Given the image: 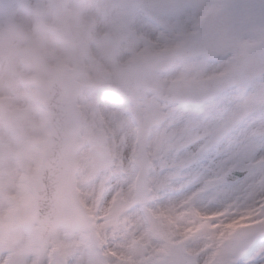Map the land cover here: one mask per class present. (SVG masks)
<instances>
[{"label": "snow or ice", "instance_id": "6c2138e0", "mask_svg": "<svg viewBox=\"0 0 264 264\" xmlns=\"http://www.w3.org/2000/svg\"><path fill=\"white\" fill-rule=\"evenodd\" d=\"M122 7L135 56L129 98L118 106L141 148L117 185L127 199L101 264H244L247 248L264 243V0ZM142 13L160 24L155 34L138 25ZM214 59L221 62L209 72ZM189 142L197 161L210 160L203 170L176 163ZM243 155L258 160L239 188ZM195 213L211 219L197 228ZM0 264L29 261L0 252Z\"/></svg>", "mask_w": 264, "mask_h": 264}, {"label": "clouds", "instance_id": "9594fccd", "mask_svg": "<svg viewBox=\"0 0 264 264\" xmlns=\"http://www.w3.org/2000/svg\"><path fill=\"white\" fill-rule=\"evenodd\" d=\"M95 15L88 0H0V185L10 192L22 185L28 194L27 205L0 201V242L8 254L33 242L51 245L48 264H64L55 240L62 216L102 219L126 202L117 185L123 173L132 175V129L110 155L87 139L88 130L85 137L66 131L84 94L116 79L105 52L85 51ZM108 94L127 103L122 94ZM105 183L111 187L98 202L96 189Z\"/></svg>", "mask_w": 264, "mask_h": 264}, {"label": "rangeland", "instance_id": "374dc122", "mask_svg": "<svg viewBox=\"0 0 264 264\" xmlns=\"http://www.w3.org/2000/svg\"><path fill=\"white\" fill-rule=\"evenodd\" d=\"M169 0H89V4L93 5L96 8V15L93 16L96 18L95 25L92 27L93 30L96 29V23L98 24L99 29L93 31L91 35L87 47L88 50H85L86 53L90 54L96 50H100L106 53L104 59L108 63H111L116 66L117 74L115 80H101L97 83L95 87L89 90L88 93L84 94V98L79 101L80 108V116H79V133L78 137H85V132L88 130L90 135L87 139L95 144L98 148L102 149L105 154L106 151L110 152L111 146L113 144H120L123 141L127 140L126 133L127 131L118 132V130L125 128L126 122L121 117V113L117 111L119 108V100L118 102H112L109 108L103 100L105 96L103 94L106 92H114L119 93L127 98H129L128 93V75L126 63H121L119 57L121 55H126L127 60L135 56L133 51L132 44L127 41L124 34L121 31L122 27V16L124 9L122 5L126 3L131 4H142V5H165L169 4ZM172 1V0H170ZM174 1V0H173ZM210 0H198V2H209ZM211 2V1H210ZM249 3H257V0H248ZM173 3V2H172ZM121 4V5H119ZM116 7L118 8V12L113 13L112 9ZM142 16V15H141ZM140 16L139 21H144ZM167 19V18H164ZM154 27L150 31V33L154 34ZM102 33L109 34L112 41H103ZM102 40V41H99ZM98 41V42H97ZM120 41V42H119ZM97 42V43H96ZM126 43V46L125 45ZM119 43L116 47L115 44ZM90 49V51H89ZM221 61L219 59H214L208 61L207 71L211 72L213 69L217 67V65ZM112 119L118 124H113ZM118 126V127H117ZM126 129V128H125ZM125 132V133H124ZM108 155V154H106ZM127 157V153L121 158L123 164H126L125 158ZM197 157L196 151L190 150L188 153L181 159L176 161L177 164L184 166L187 160H191L193 162ZM242 159L247 160V164L244 168L247 171L245 177L241 180L236 181V185L239 188L247 187L249 183H251V177L254 174L249 170V165H256V160L250 159L248 156L243 155ZM258 158V157H257ZM226 159V158H225ZM127 160V158H126ZM121 161H116L115 163H121ZM123 164L118 169V171L123 172L124 167ZM206 164H203V168H206ZM197 166V165H196ZM259 168L256 167L255 174H259ZM231 183V182H230ZM111 187V185L100 184L96 189L95 195L99 197L98 202H102L104 195L106 194V190ZM6 196V197H5ZM15 201L21 205H27L28 203V194L26 189L21 185L17 191L10 192L3 185H0V201L3 200ZM109 213V215L103 217L102 219H98L95 215H90L86 220V224L84 226H78L74 230H68L62 228V231H59L55 236V240L58 246L64 250L63 259L66 260L67 264L70 259L74 258L75 264H80L82 259H86L89 261V264H101V261L106 260L109 254H111L112 240L115 235L114 226L116 225L117 216L120 211ZM91 211V210H90ZM194 211V210H191ZM13 215L12 209L9 210V216ZM198 217L199 213H195ZM209 221V220H208ZM203 219L201 220V225L203 224ZM208 223V222H207ZM243 227V223L240 225H235L234 227ZM198 227V228H199ZM232 227V231L234 230ZM102 235L103 238H99ZM246 239V237H245ZM104 241V243H103ZM105 246L104 252L100 255L101 246L103 244ZM31 246L32 243L28 244L26 247L22 249H18L15 253L16 256L21 258H26L29 261L31 257ZM96 246V247H95ZM50 249L51 245L47 248H39L38 251V264H48L50 258ZM0 252H3V244L0 242ZM244 264H264V243L260 244L255 249L246 250L245 256L243 257ZM31 261V260H30ZM30 263V262H29ZM35 264L34 259H32L31 264Z\"/></svg>", "mask_w": 264, "mask_h": 264}, {"label": "water", "instance_id": "95a60500", "mask_svg": "<svg viewBox=\"0 0 264 264\" xmlns=\"http://www.w3.org/2000/svg\"><path fill=\"white\" fill-rule=\"evenodd\" d=\"M78 116V115H77ZM77 127V117L70 120L66 125V131L68 134L74 135ZM242 175L240 172H235V178H239ZM83 217L80 215L73 214L71 212L65 213L61 218V227L73 228L75 225L82 221Z\"/></svg>", "mask_w": 264, "mask_h": 264}, {"label": "bare ground", "instance_id": "6f19581e", "mask_svg": "<svg viewBox=\"0 0 264 264\" xmlns=\"http://www.w3.org/2000/svg\"><path fill=\"white\" fill-rule=\"evenodd\" d=\"M140 23H143V22H139V24H140ZM139 24H138V25H139ZM146 24H147V28H148L149 30H151V28H152L151 25H150L148 22H147ZM147 28L145 29V31L148 32L149 30H148ZM111 104H112V102H107V103H106V105H107L109 108H112V107H110ZM111 119H112V116H111ZM112 121L114 122L113 124H115V125L118 124V125H119V123L116 122V120L114 121V120L112 119ZM117 127H118V126H117ZM125 128H126V129H125ZM125 128H123V129L120 128V130H118V132H120L119 134H121V131H127V130H128L127 127H125ZM124 133H125V132H124Z\"/></svg>", "mask_w": 264, "mask_h": 264}]
</instances>
